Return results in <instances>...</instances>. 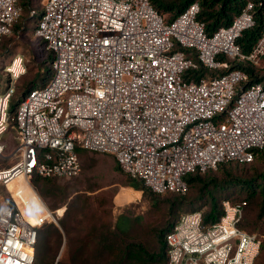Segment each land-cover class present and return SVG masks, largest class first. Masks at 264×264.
<instances>
[{
  "label": "built area",
  "instance_id": "1",
  "mask_svg": "<svg viewBox=\"0 0 264 264\" xmlns=\"http://www.w3.org/2000/svg\"><path fill=\"white\" fill-rule=\"evenodd\" d=\"M41 5L34 35L54 55L51 78L19 101L14 126L8 109L25 71L21 56L4 68L8 86L0 92V157L9 128L20 156L0 167V264H33L38 230L63 213L8 185L21 178L32 187L33 175L78 177L76 148L112 155L152 193L185 194L188 175L250 163L264 147V86L248 85L240 68L264 58V26L250 53L237 44L254 25L252 3L211 36L196 20V2L169 24L150 0ZM20 15L17 0H0V43ZM199 66L222 74L184 78ZM243 206L223 201L222 215L208 227L201 211L180 216L165 235L166 264H253L260 240L238 229Z\"/></svg>",
  "mask_w": 264,
  "mask_h": 264
},
{
  "label": "rangeland",
  "instance_id": "2",
  "mask_svg": "<svg viewBox=\"0 0 264 264\" xmlns=\"http://www.w3.org/2000/svg\"><path fill=\"white\" fill-rule=\"evenodd\" d=\"M41 4L42 0H31V5L21 12V22L25 23L24 32H16L0 44L1 93L8 86V75L4 68L15 57L21 56L25 61L24 74L20 76L17 84V97L28 82L43 74L39 72V65L45 59L44 52L47 49L46 47L42 49L41 42L33 34L36 22L41 16ZM31 11L33 15L30 14ZM44 81L37 80V86H41V82ZM2 138L4 153L0 157V167L6 168L19 161L20 156L15 154L18 145L16 132L9 128ZM78 149L82 167L80 175L71 180H53L47 185L39 183L38 187L41 189H52L46 197L41 196L33 183L30 181L32 188L25 179L19 178L8 185L10 190L20 189L25 199H30L36 206L44 203L50 211L59 210V214L63 212L56 224H44L38 230L37 244L43 246L41 254L43 264H78L72 263L74 257H78L82 264H97V259L92 257L94 238L112 226L119 215L125 214L131 220V230L126 240L154 246L156 240L154 231L170 220L168 211L171 205L176 210L177 220L184 214L203 211L206 207L203 205L208 199L206 195L200 201L185 206L173 204L175 198L169 194L143 195L141 191L127 185L130 178L117 169L118 165L112 155ZM260 154L264 155V149L258 156H261ZM228 168L233 176L246 178L251 177L252 172L262 170L264 162L258 158L254 166ZM215 172V175L222 177L220 170ZM230 191L233 193V190ZM193 194L195 193L190 192L189 196H194ZM215 195L222 197L223 194L217 192ZM262 200L258 197L247 205L246 216L258 217L259 204ZM42 210V207L36 208L38 214H41ZM260 221L262 222L260 230L252 232L260 240L259 253L253 264H264V218ZM61 225L66 227L68 236ZM53 227L58 229L59 237L52 230Z\"/></svg>",
  "mask_w": 264,
  "mask_h": 264
},
{
  "label": "trees",
  "instance_id": "3",
  "mask_svg": "<svg viewBox=\"0 0 264 264\" xmlns=\"http://www.w3.org/2000/svg\"><path fill=\"white\" fill-rule=\"evenodd\" d=\"M194 2H196L199 6L196 20L204 25L205 33L208 36L213 35L220 28L230 26L233 19L242 12L247 3H252L254 25L252 28L243 31L241 37L237 39V44L239 45L243 54H248L251 52L252 48L259 39L264 26V0H150L153 8L163 17V20L166 24L171 23L180 13L185 10L186 7ZM17 3L22 12L25 7H29L31 5V0H17ZM24 30L25 23L21 22L20 15L17 22L13 25L12 34L10 36L16 32L22 33ZM10 36L4 37L1 43H3V41ZM38 40L41 42V46H43L42 49L44 50L45 43L40 39ZM44 54L45 59L39 65V72H43V74H39L33 80L28 82L18 97L16 96L18 90L17 84L20 78L16 83V91L10 99L8 109L11 126H14V113L17 104L23 98V96L36 86L37 80H45L44 82H41V84L44 85L51 78L54 55L49 50L45 51ZM263 60L264 58L260 61L258 66H252L250 64H242L240 66V68L248 74V85L261 83L264 86V66H261V64L264 65ZM217 74L222 73L221 71H207L203 67L199 66L196 70L187 71L184 74V78L198 80L200 78L215 76ZM42 76L44 77L43 79L41 78ZM263 149L264 147L255 153L254 158L250 163H225L219 165L215 170H208L204 173L196 172L194 174L188 175L185 178L187 183V192L185 194H167L174 196L175 200H173V204L178 203L180 206L193 204L197 201H200L203 196L206 195L208 199L203 203V205H206V207L203 211H201L202 223L206 227L213 225L219 220L220 216L222 215L223 201H228L232 205L243 202L244 206L242 215L237 227L248 234H252L253 231L257 229L260 230L262 224L260 220L264 218V168L258 172H252L251 177L239 178L233 176L228 167L254 166L258 158L262 159V162H264V155L260 154L261 156H258V154ZM78 151L79 149L76 148L75 152L81 162ZM116 165L118 164L116 163ZM117 169H120L119 166ZM217 170H220L222 177L215 175V171ZM53 180L57 179L41 178L37 175H33L31 178V183H33V185L37 188L41 196L46 197V195L49 194V190L52 189H41L38 187V184L45 183L47 185ZM196 184L199 185L197 186ZM127 185L136 191H141L143 195H160L152 193L143 185L142 182L138 180L130 179ZM230 189L233 190L234 194L232 191H230ZM188 192H193L195 194H193L194 196H189ZM217 192L222 193V197H217L215 195ZM258 197L263 199L259 204L258 217L246 216V206ZM168 212L170 220L167 221L164 226L154 231L156 238L154 246L144 245L134 241L129 242L126 240L131 230V220L125 214L119 215L112 226L107 227L102 235L98 234L94 238L93 259H97V264H166L167 246L165 243V235L172 229V226L177 221L176 210L172 207V205ZM61 227L65 231V235L68 236L66 227H64V225H61ZM49 228H51V226ZM52 230L55 232L56 236H60V233L56 227H53ZM38 237L39 236H37V239ZM42 248V244L38 245L36 243L33 264H43V257H41ZM72 263L82 264L78 257H74Z\"/></svg>",
  "mask_w": 264,
  "mask_h": 264
},
{
  "label": "bare ground",
  "instance_id": "4",
  "mask_svg": "<svg viewBox=\"0 0 264 264\" xmlns=\"http://www.w3.org/2000/svg\"><path fill=\"white\" fill-rule=\"evenodd\" d=\"M126 193H128V194H129L130 192H126ZM36 212H37V211H36ZM31 221H32V219H31Z\"/></svg>",
  "mask_w": 264,
  "mask_h": 264
}]
</instances>
